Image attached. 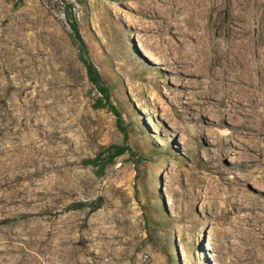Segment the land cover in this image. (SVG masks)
I'll return each instance as SVG.
<instances>
[{
	"label": "rangeland",
	"instance_id": "obj_1",
	"mask_svg": "<svg viewBox=\"0 0 264 264\" xmlns=\"http://www.w3.org/2000/svg\"><path fill=\"white\" fill-rule=\"evenodd\" d=\"M224 39L169 0H0V264H258L262 107L211 78Z\"/></svg>",
	"mask_w": 264,
	"mask_h": 264
},
{
	"label": "bare ground",
	"instance_id": "obj_2",
	"mask_svg": "<svg viewBox=\"0 0 264 264\" xmlns=\"http://www.w3.org/2000/svg\"><path fill=\"white\" fill-rule=\"evenodd\" d=\"M169 4L174 13L185 17L195 26L205 20L220 26V34L225 39L223 45L213 44L216 53H212L211 61L213 66L218 68L214 70L211 78L228 87L232 84V78L233 86L242 88L241 91L246 90L245 106L253 110L261 106V111L252 116L260 124H264L263 98L257 94V91L264 92V53H260L259 50L260 24L264 14L260 11L257 1L238 0L237 13L233 11L230 0H169ZM145 56L152 61L147 52ZM225 94L230 98L232 96L228 91ZM259 130L264 134L262 127ZM28 168L30 169L28 175L37 174L34 165L31 164ZM262 182L264 184V180ZM231 197L233 210H239L246 204L244 196L238 191L233 192ZM255 218L258 223L263 222L264 207L262 212L255 213ZM243 243L245 246L250 245L247 241ZM256 244L251 243L253 252L248 253V256L254 258L258 264H264V242L259 241Z\"/></svg>",
	"mask_w": 264,
	"mask_h": 264
},
{
	"label": "trees",
	"instance_id": "obj_3",
	"mask_svg": "<svg viewBox=\"0 0 264 264\" xmlns=\"http://www.w3.org/2000/svg\"><path fill=\"white\" fill-rule=\"evenodd\" d=\"M72 32L74 38L79 43V50L81 52V55H85L87 53L86 45L75 25H72ZM81 56V57H82ZM82 62L84 64V67L86 69V73L88 76L89 81L98 89L100 94L102 95V99H104L105 103H102L101 100L98 101L97 107L104 108L109 107L110 111L117 117V121L120 124L121 123V116L119 112L110 104V96H109V90L104 86L102 78L99 74V72L95 69L94 65L88 62L86 59H82ZM125 139L127 137L125 136ZM107 150L110 152L108 153L109 158L108 160H112L113 158L120 156L124 154V152L129 151V147L123 146H110L107 148ZM86 164L94 165L96 167H99V169L102 171L107 164V162H104L102 165L98 164V161L96 160H88L85 161Z\"/></svg>",
	"mask_w": 264,
	"mask_h": 264
}]
</instances>
